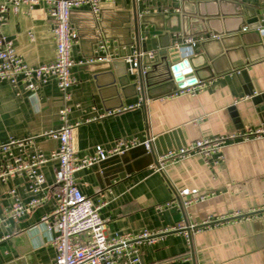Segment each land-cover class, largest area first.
<instances>
[{
  "label": "crops",
  "instance_id": "crops-1",
  "mask_svg": "<svg viewBox=\"0 0 264 264\" xmlns=\"http://www.w3.org/2000/svg\"><path fill=\"white\" fill-rule=\"evenodd\" d=\"M198 1L203 4L202 13L216 9L210 4L214 0ZM226 1L229 4L224 9L227 7L231 12L246 9L261 19L264 0ZM133 3V0L105 1L102 4L107 6L97 19L88 7L71 12L70 22L78 40L71 51L75 62L71 74L76 81L68 90L67 103L54 81L38 89L36 102L31 101L23 83L13 88L8 82H0V145L10 139L33 137L35 146L49 154L57 149L58 143L44 134L62 126L59 114L64 106L70 109L67 123H78L73 136L78 159L91 156L96 146L108 150L118 140L136 138L142 143L149 137L152 140L149 151L138 146L125 151L124 157L108 160L102 169L91 166L75 172L80 193L94 205H101L99 215L105 222L107 235L178 228L186 220L201 226V230L188 240L182 231H175L165 234L154 245H141V264H264V215L258 213L264 204V137L245 141L240 138L264 125V52L254 42L228 44L226 48L221 44L210 45L206 49L214 62L213 69L199 72L201 81L192 86L194 93L178 91L142 102L139 89L118 83L115 71L120 68L115 70L110 63H86L97 46L93 36L99 33L98 22L109 36L115 60L122 62L127 56H123L124 44L132 39ZM183 6L187 12L195 9L191 2L183 4L181 0H144L139 1L137 13L166 17L176 9L180 12ZM175 23L176 20L169 26ZM233 23L239 21L235 19ZM157 24L161 25V21ZM152 30V26L140 24V40L146 43L149 54L168 42L171 46L188 44L185 39L177 40L175 35L167 38L164 34L147 33ZM1 35L13 43L16 53L31 67L55 59L52 23L44 4L30 12L25 6L18 14L10 12ZM211 37L209 34L193 37L198 40L193 54L202 55L199 42ZM132 50H136L135 45L130 46ZM199 60L194 63L206 62L203 57ZM141 68L149 71L147 66ZM243 70L247 71L252 94L241 75ZM162 72L159 68L152 81L158 82ZM139 102L140 107L124 109ZM228 135L239 139L221 150L223 158L217 164H213L216 157L207 166L199 156H194L167 163L160 171L152 168L161 155L195 140ZM57 165L58 162L50 161L40 168L46 180L45 199L18 221L3 215L14 202L9 194L11 189L22 204L33 198L26 178L0 181V264L53 261L56 251L51 244L52 235L38 224L56 207L50 187ZM183 190L190 193L186 199L192 201L187 209L177 205V195ZM170 202L173 204L165 206ZM207 218L211 225L202 226Z\"/></svg>",
  "mask_w": 264,
  "mask_h": 264
},
{
  "label": "built area",
  "instance_id": "built-area-1",
  "mask_svg": "<svg viewBox=\"0 0 264 264\" xmlns=\"http://www.w3.org/2000/svg\"><path fill=\"white\" fill-rule=\"evenodd\" d=\"M105 1L112 0H0V82H8L13 88L23 83L24 89L30 92V99L36 102L37 91L50 81L56 82L58 91L61 92L64 103L70 100L69 89L75 83V77L71 74V69L75 65L71 57V51L77 42V33L70 22V15L73 10L88 7L95 19L99 17L101 5ZM144 0H133L134 4ZM179 2L180 0H176ZM190 1V0H189ZM198 1V0H191ZM39 4L46 6L48 18L52 23V37L55 41L54 61L38 65L29 66L24 59L16 53L11 41H7L1 35L2 27L6 25L8 14H18L23 6L28 8V12ZM175 12H179L178 9ZM168 11H165V14ZM169 14V13H168ZM260 25L257 31L264 34V14L260 17ZM245 29V28H244ZM243 29V30H244ZM30 39L31 34H29ZM188 44L195 46L198 40L191 38L186 40ZM192 50L189 48V55ZM152 57V54H149ZM117 56L111 51L109 39H100L96 49L89 60V63H106L116 59ZM143 53L132 50L129 55L123 57L127 65V72L130 76L137 77ZM82 64V63H80ZM141 72H145L141 68ZM199 84V83H198ZM195 84V85H198ZM194 86V85H192ZM185 87L181 93H194V88ZM142 100V99H141ZM143 102V101H142ZM141 103L124 107L134 109L140 107ZM70 109L66 106L60 111L59 119L62 126L54 131L44 134V136L57 141V149L44 154L34 143L33 137L22 140L10 139L5 144L0 145V181L6 183L16 177H24L27 182L28 192L33 198L22 204L15 190L11 189L14 202L6 211L3 217H9L13 221H18L29 211L39 207L44 201L43 196L45 177L40 168L50 161L58 162L54 170V183L50 191L56 197V207L53 212L41 218L38 226L43 227L52 235L51 244L55 248V257L51 264H141L140 246L143 244L154 245L167 233L182 231L188 240L190 236L201 230V226L193 225L186 220L178 228L162 229L156 232L144 231L140 234H123L108 236L105 222L99 215V205L93 202L77 188L75 172L91 168V166L108 160L112 156H120L130 149L144 146L147 151L152 148V140L147 137L140 143L136 138L118 140L115 145L108 150L102 146H96L91 156L76 158L74 150L73 136L78 123L68 124L67 115ZM110 114V113H108ZM264 137V125L243 135L241 140L262 139ZM234 135L214 137L211 139L202 138L177 149L161 155L158 166H152L156 171H160L167 163H176L180 160L199 156L208 166L213 157L217 164L222 160L221 150L228 145L238 141ZM195 194V192H191ZM190 193L183 190L178 193V206L184 209L192 202L186 197ZM205 197H199L203 200ZM175 203V202H174ZM173 202L166 203L170 206ZM258 213L264 215V204ZM1 221V218H0ZM211 221L206 219L201 224L208 226Z\"/></svg>",
  "mask_w": 264,
  "mask_h": 264
},
{
  "label": "water",
  "instance_id": "water-1",
  "mask_svg": "<svg viewBox=\"0 0 264 264\" xmlns=\"http://www.w3.org/2000/svg\"><path fill=\"white\" fill-rule=\"evenodd\" d=\"M181 2L183 4L185 2H191L195 9L187 12L183 6L180 12H173L166 17L163 14L156 16H139L137 13V5L133 3L134 11L131 18L132 39L124 44L126 52L123 53V56L130 54V46L132 45H135L137 51L143 53L137 78L132 79L130 77L129 72H127V65L123 60L122 62H117L115 60L104 63V65L110 63V66L115 70L117 67L120 68L121 70L115 71L119 78L118 83L120 86L124 87L125 85H131L132 88L139 89L142 101L171 95L187 86L197 84L198 81L200 82L201 79L198 77L199 72H205V69H213L214 62L206 49L210 45L221 44L226 48L228 44L236 43L239 45H246L254 42L253 44L260 47L262 52H264V34L257 31L260 20L256 18L254 12L251 15L246 9L239 11L232 10L233 12H231L227 7H225V9L223 7L228 5L229 1L214 0V2L210 4H214L216 9H214V12L212 11L206 14L202 13V2L191 0H181ZM105 6H107V4L101 5L100 13L103 12ZM262 14H264V10ZM235 19L239 21L238 24L233 23ZM174 20H176V23L173 26H169ZM158 21H161V25L157 24ZM140 24L153 27L151 32H147L150 35L161 36L164 34V37L167 38H169V35H175L177 40H188L193 37L208 36V34L212 37L208 38L206 41L199 42V46L203 53L202 55L193 54L195 46L190 44L171 46L170 42H168L165 45L159 46V51L152 54L151 57L149 52H147L146 43L140 40ZM98 25L100 27L99 33H94L93 36L96 43L101 38H109L107 33L102 29L101 22H98ZM95 27L97 28V24H95ZM242 27H247L248 30L243 31ZM189 48L192 50L191 55L188 54ZM123 56L121 55L120 58ZM202 57L206 62L203 61L201 64L196 65L194 62L200 61L199 58ZM262 58H264V53ZM142 66L149 67V71H145L144 73L141 72ZM159 68L163 71L161 73V79L158 82H154L152 81L154 79V74L157 73ZM241 75L250 90L248 93L252 94V86L249 84L247 71L243 70ZM155 92L158 93L155 94ZM139 147L146 150L143 145ZM125 154L126 152L120 156L109 157L108 160L124 157ZM108 160L93 166L102 169V165L107 163ZM154 166H158L157 161H155Z\"/></svg>",
  "mask_w": 264,
  "mask_h": 264
}]
</instances>
